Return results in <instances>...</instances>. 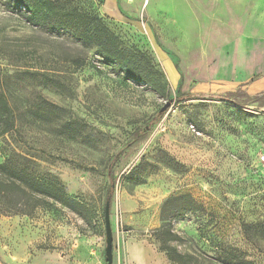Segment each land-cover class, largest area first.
<instances>
[{"label":"rangeland","instance_id":"obj_1","mask_svg":"<svg viewBox=\"0 0 264 264\" xmlns=\"http://www.w3.org/2000/svg\"><path fill=\"white\" fill-rule=\"evenodd\" d=\"M64 2L145 54L166 89L127 81L74 33L33 27L0 0V91L15 114L0 164L57 179L84 205L0 212V264H107L110 174L113 264H138L131 241L151 250L148 264H171L152 233L164 202L184 194L207 213L175 223L181 253L264 264V0Z\"/></svg>","mask_w":264,"mask_h":264},{"label":"trees","instance_id":"obj_2","mask_svg":"<svg viewBox=\"0 0 264 264\" xmlns=\"http://www.w3.org/2000/svg\"><path fill=\"white\" fill-rule=\"evenodd\" d=\"M13 7L19 10L25 21L33 27L74 33L83 46L97 48L102 62L116 66L127 81L144 83L159 94H164L166 84L162 81L161 72L151 60L143 53L124 49L119 37L97 14L87 13L76 6L68 7L64 0H13ZM74 65L77 69L87 66L85 60L79 59ZM93 68L98 70L96 66ZM45 77L50 80L48 76ZM151 127L140 130L137 137H146L151 132ZM14 129L13 107L7 96L0 91V137ZM110 179L107 203L111 204L116 179L112 174ZM15 196L24 203H14ZM55 203H60L78 214H81L84 208L81 202L67 194L59 180L35 176L26 167H18L14 164L13 159L0 164L2 214L29 216L35 209L51 208ZM195 213L207 212L204 206L189 194L171 197L162 206V226L152 233V238L159 245V251L165 254L171 264H200L195 256L181 253L174 245L184 241L175 231V223L184 220L187 214ZM221 264L256 263L231 254L222 258Z\"/></svg>","mask_w":264,"mask_h":264},{"label":"water","instance_id":"obj_3","mask_svg":"<svg viewBox=\"0 0 264 264\" xmlns=\"http://www.w3.org/2000/svg\"><path fill=\"white\" fill-rule=\"evenodd\" d=\"M170 107V104H167L163 111L167 110ZM105 223H106V258L107 264L114 263V253H113V231L110 219V203L106 205L105 213Z\"/></svg>","mask_w":264,"mask_h":264},{"label":"crops","instance_id":"obj_4","mask_svg":"<svg viewBox=\"0 0 264 264\" xmlns=\"http://www.w3.org/2000/svg\"><path fill=\"white\" fill-rule=\"evenodd\" d=\"M129 249L130 254L134 257L135 261H138V264H148V257L151 250L147 246L136 241H131L129 243ZM161 260L162 259L159 258V261Z\"/></svg>","mask_w":264,"mask_h":264},{"label":"built area","instance_id":"obj_5","mask_svg":"<svg viewBox=\"0 0 264 264\" xmlns=\"http://www.w3.org/2000/svg\"><path fill=\"white\" fill-rule=\"evenodd\" d=\"M260 164H261L262 169H263V171H264V155H262V156L260 157Z\"/></svg>","mask_w":264,"mask_h":264}]
</instances>
